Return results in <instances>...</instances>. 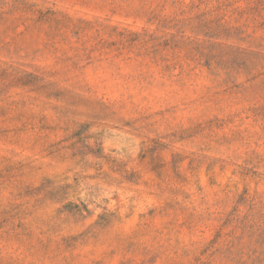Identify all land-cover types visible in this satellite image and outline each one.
<instances>
[{
    "label": "rangeland",
    "instance_id": "374dc122",
    "mask_svg": "<svg viewBox=\"0 0 264 264\" xmlns=\"http://www.w3.org/2000/svg\"><path fill=\"white\" fill-rule=\"evenodd\" d=\"M0 264H264V0H0Z\"/></svg>",
    "mask_w": 264,
    "mask_h": 264
}]
</instances>
